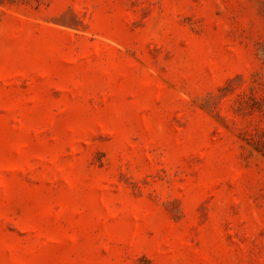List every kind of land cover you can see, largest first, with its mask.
<instances>
[{
  "label": "rangeland",
  "instance_id": "374dc122",
  "mask_svg": "<svg viewBox=\"0 0 264 264\" xmlns=\"http://www.w3.org/2000/svg\"><path fill=\"white\" fill-rule=\"evenodd\" d=\"M0 264H264V0H0Z\"/></svg>",
  "mask_w": 264,
  "mask_h": 264
}]
</instances>
